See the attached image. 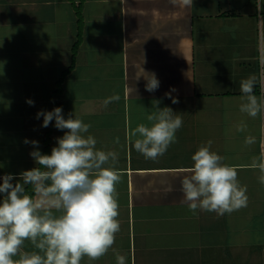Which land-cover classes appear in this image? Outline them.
<instances>
[{"label": "crops", "instance_id": "crops-1", "mask_svg": "<svg viewBox=\"0 0 264 264\" xmlns=\"http://www.w3.org/2000/svg\"><path fill=\"white\" fill-rule=\"evenodd\" d=\"M147 73L160 81L154 92ZM250 76L264 99V0H0V176L43 170L24 141L50 154L63 132L41 127L36 113L62 107L65 118L75 112L91 124L97 148L118 154L121 175L115 243L81 264H117L118 254L127 264H264V185L251 167L264 154V112H240ZM155 101L183 124L152 160L133 148L131 132L152 123ZM247 136L255 142L246 145ZM209 140L237 166L246 207L194 213L183 202L181 169ZM25 194L38 198L31 185Z\"/></svg>", "mask_w": 264, "mask_h": 264}, {"label": "clouds", "instance_id": "clouds-1", "mask_svg": "<svg viewBox=\"0 0 264 264\" xmlns=\"http://www.w3.org/2000/svg\"><path fill=\"white\" fill-rule=\"evenodd\" d=\"M147 75L145 88L154 92L160 81L155 73ZM255 86L254 76L240 85V112L253 118L264 112V99L254 94ZM175 91L170 88L165 93L173 104L179 102L172 96ZM118 99L114 95L106 103ZM26 103L35 104L31 99ZM159 103L155 101V111L148 116L152 123L139 124L131 132L136 137L133 148L152 160L163 156L176 142L183 124L180 114L167 106L159 108ZM35 118H42L41 127L52 124L63 135L56 138L50 154H42L39 141L25 139L33 149L29 156L43 170L34 167L0 176V264H81L85 256L98 259L112 248L120 231L116 185L121 175L115 167L118 154L97 148L96 138L89 133L91 124L75 112L65 118L63 108L54 107L39 110ZM245 129L241 121L236 131ZM254 142L252 136L245 138L246 145ZM191 160V167L181 169L187 173L181 186L183 202L190 211L223 215L247 206V186L240 184L237 166L225 163L224 157L212 150L211 140L201 145ZM251 167L259 169L258 181L264 185V154ZM29 185L38 198L25 194ZM172 190L171 185L166 189ZM25 241L33 245L32 251L23 250ZM127 259L116 256L117 264H127Z\"/></svg>", "mask_w": 264, "mask_h": 264}, {"label": "rangeland", "instance_id": "rangeland-1", "mask_svg": "<svg viewBox=\"0 0 264 264\" xmlns=\"http://www.w3.org/2000/svg\"><path fill=\"white\" fill-rule=\"evenodd\" d=\"M51 66H52V64L45 65V70L47 71V72H45V73H47V75H48L49 72H50L49 68H50ZM52 72H54V70H52Z\"/></svg>", "mask_w": 264, "mask_h": 264}]
</instances>
